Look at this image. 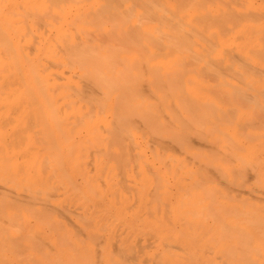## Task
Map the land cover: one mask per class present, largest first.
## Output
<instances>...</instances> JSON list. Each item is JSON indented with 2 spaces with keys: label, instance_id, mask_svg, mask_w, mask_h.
Segmentation results:
<instances>
[{
  "label": "bare ground",
  "instance_id": "1",
  "mask_svg": "<svg viewBox=\"0 0 264 264\" xmlns=\"http://www.w3.org/2000/svg\"><path fill=\"white\" fill-rule=\"evenodd\" d=\"M0 264H264V0H0Z\"/></svg>",
  "mask_w": 264,
  "mask_h": 264
}]
</instances>
